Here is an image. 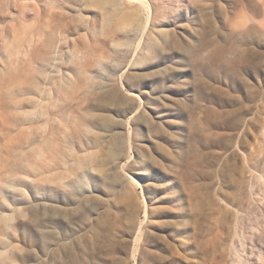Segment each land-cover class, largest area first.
<instances>
[{
	"label": "rangeland",
	"instance_id": "obj_1",
	"mask_svg": "<svg viewBox=\"0 0 264 264\" xmlns=\"http://www.w3.org/2000/svg\"><path fill=\"white\" fill-rule=\"evenodd\" d=\"M0 264H264V0H0Z\"/></svg>",
	"mask_w": 264,
	"mask_h": 264
}]
</instances>
